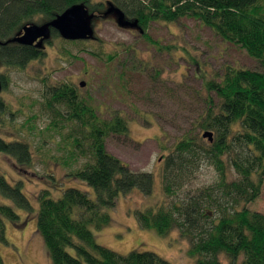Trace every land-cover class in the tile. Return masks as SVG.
<instances>
[{"label": "trees", "instance_id": "16d2710c", "mask_svg": "<svg viewBox=\"0 0 264 264\" xmlns=\"http://www.w3.org/2000/svg\"><path fill=\"white\" fill-rule=\"evenodd\" d=\"M73 6H83L92 19L115 9L123 22L158 51L168 48L162 49L147 35L151 23L193 20L222 42L243 50L260 67L247 70L224 65L203 81L207 98L194 132L180 138L163 158L158 179L166 204L133 214L141 229L159 237L176 232L186 242V256L194 264H264V215L244 207L259 198L264 180V0H0V43L17 36L24 26L46 24ZM50 37H58L62 43L86 42L65 41L55 32ZM43 55L40 47L8 43L0 46V67L22 70ZM0 81L3 91V75ZM41 83L42 108L51 118L44 132L60 136L64 167L84 161L65 177L83 182L93 198L69 187L54 199L50 189H42L35 195V211L21 192V183L10 185L0 175V197L13 205H0V242L6 243L4 220L18 225L17 208L26 216H35V228L51 264H170L151 252L120 255L96 244L90 227L99 231L111 223L106 210L114 207L119 195L137 190L150 197L153 175L132 171L106 151L108 137L127 135L124 117L116 113L102 120L73 85L46 79ZM7 111L0 100L2 126ZM31 120L33 117L27 118L15 131H37ZM205 132L212 134L210 143L202 138ZM0 154L12 159L17 170L32 165L30 146L25 142L0 137ZM200 164L212 167L218 181L179 198ZM229 169L234 180L228 179ZM52 183L58 190V183Z\"/></svg>", "mask_w": 264, "mask_h": 264}, {"label": "rangeland", "instance_id": "374dc122", "mask_svg": "<svg viewBox=\"0 0 264 264\" xmlns=\"http://www.w3.org/2000/svg\"><path fill=\"white\" fill-rule=\"evenodd\" d=\"M88 25L92 36L85 43H62L58 37H49V43L43 41L38 45L44 52L38 61L22 70L0 67V75L6 79L0 100L11 112L9 115L7 111L4 117L5 125H0V137L27 143L32 154V165L23 166L22 170L16 169L12 159L0 154V175L10 185L21 183V192L35 211V195L42 189H50L54 199L69 187L93 198L92 190L83 182L65 177L84 161L79 159L64 167L65 155L58 147L60 136L44 132L51 118L42 108L41 81L71 84L100 119L108 120L116 113L125 118L127 135L108 137L106 151L132 171L146 172L154 178L150 197L137 190L125 197L119 195L114 207L106 210L111 223L99 231L90 227L96 244L120 255L151 252L170 264H194L186 256V242L176 232L159 237L143 230L133 211L166 204L158 179L163 158L180 138L194 132L193 125L207 98L203 81L219 73L224 65L247 70L260 67L243 50L222 42L210 30L189 19L149 25L147 35L168 51H158L147 44L130 25H119L116 13L91 19ZM81 82L84 86L80 88ZM29 117H33L32 126L37 131L29 134L24 128L17 133L15 130ZM235 178L229 169L228 179ZM217 181L214 169L200 164L178 197L194 194ZM52 182L58 183V190L52 188ZM0 205L13 207L2 197ZM244 207L264 215V180L259 198ZM14 211L20 217L17 226L4 220L6 243L0 242L3 264H51L36 231L33 213L26 216L22 210L14 208Z\"/></svg>", "mask_w": 264, "mask_h": 264}, {"label": "water", "instance_id": "95a60500", "mask_svg": "<svg viewBox=\"0 0 264 264\" xmlns=\"http://www.w3.org/2000/svg\"><path fill=\"white\" fill-rule=\"evenodd\" d=\"M116 13L118 16L119 25H127L123 22V16L113 8H109L106 13ZM92 19V16L88 15V11L83 6H73L62 13L54 20L37 26L34 24L24 26L19 34L10 39L6 43H0V46L14 43L26 47H38V45L47 41L51 35V32L57 33L65 41H83L92 36V30L88 25V21ZM81 82L79 87H83ZM2 91V85L0 81V93ZM203 139H207L210 143L212 141V134L205 132L202 134Z\"/></svg>", "mask_w": 264, "mask_h": 264}]
</instances>
